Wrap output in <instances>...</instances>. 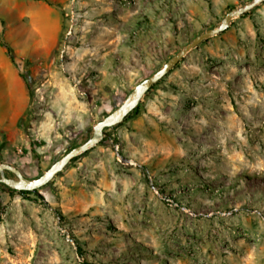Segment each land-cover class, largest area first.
Here are the masks:
<instances>
[{"label": "rangeland", "instance_id": "374dc122", "mask_svg": "<svg viewBox=\"0 0 264 264\" xmlns=\"http://www.w3.org/2000/svg\"><path fill=\"white\" fill-rule=\"evenodd\" d=\"M46 1L0 0V164L31 179L252 0ZM121 124L37 194L0 183V264H264V3Z\"/></svg>", "mask_w": 264, "mask_h": 264}, {"label": "water", "instance_id": "95a60500", "mask_svg": "<svg viewBox=\"0 0 264 264\" xmlns=\"http://www.w3.org/2000/svg\"><path fill=\"white\" fill-rule=\"evenodd\" d=\"M262 3H264V0H252L244 7L230 11L218 28L210 29L196 37L189 45L168 60L160 70L139 83L118 109L106 116L102 121L98 122L93 128L94 132L91 138L67 152L64 157L54 163L43 175L33 179L27 178L17 167L11 164L2 163L0 164V183L18 192H38L41 188L46 187L55 179V177L65 170L73 159L81 157L101 143L105 136L106 129L116 127L123 123L136 107H138L143 97L152 89V87L166 77L192 50L208 39L226 32L234 19L249 13ZM7 172L11 173L13 177L8 178L6 176Z\"/></svg>", "mask_w": 264, "mask_h": 264}, {"label": "crops", "instance_id": "0c3cea01", "mask_svg": "<svg viewBox=\"0 0 264 264\" xmlns=\"http://www.w3.org/2000/svg\"><path fill=\"white\" fill-rule=\"evenodd\" d=\"M39 3L41 1H38ZM41 4V3H40ZM19 9V5H14L12 7L11 10H13L12 12H14L15 10L17 11ZM43 10H50L49 7H43ZM40 15L38 14V12H28V11H19V20H21L22 23L24 22H27V23H30L32 25V28L34 31H36L37 33L41 34L42 33V26L40 25V23H44V20L39 17ZM58 23H61V20L58 21ZM60 28L59 26L55 27L54 28V31H50L48 36H47V39L52 42L53 40L57 39L60 35ZM43 32L45 33L46 31H44V28H43Z\"/></svg>", "mask_w": 264, "mask_h": 264}, {"label": "trees", "instance_id": "16d2710c", "mask_svg": "<svg viewBox=\"0 0 264 264\" xmlns=\"http://www.w3.org/2000/svg\"><path fill=\"white\" fill-rule=\"evenodd\" d=\"M36 1H44V2H47L48 4H50L48 1H46V0H36ZM248 13H246V14H244L243 16H245V15H247ZM10 55V54H9ZM10 57H11V55H10ZM11 59H12V57H11ZM13 60V59H12ZM161 81V80H160ZM159 81V82H160ZM158 82V83H159ZM157 83V84H158ZM156 84V85H157ZM156 85H154V86H156ZM154 86L152 87V89L154 88ZM151 89V90H152ZM138 109V107L136 108V110ZM132 117V113L127 117V119L126 120H129L130 118ZM125 120V121H126ZM122 124H119V125H117L116 127H118V126H121ZM116 127H114V128H116ZM109 129H111V128H109ZM109 129H106V130H109ZM80 157H77V158H75V159H73L71 162H74V161H76V160H78ZM2 186H4V187H6L10 192H18V191H15V190H12V189H10L9 187H7L6 185H4V184H1ZM19 194H21V195H31V194H37L38 192H27V191H24V192H18Z\"/></svg>", "mask_w": 264, "mask_h": 264}]
</instances>
